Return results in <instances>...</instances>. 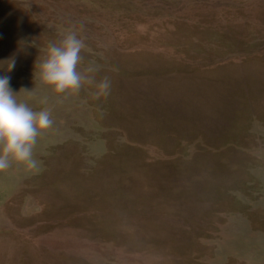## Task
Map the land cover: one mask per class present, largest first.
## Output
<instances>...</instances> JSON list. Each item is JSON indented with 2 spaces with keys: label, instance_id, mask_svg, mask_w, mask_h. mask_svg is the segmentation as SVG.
Here are the masks:
<instances>
[{
  "label": "rangeland",
  "instance_id": "rangeland-1",
  "mask_svg": "<svg viewBox=\"0 0 264 264\" xmlns=\"http://www.w3.org/2000/svg\"><path fill=\"white\" fill-rule=\"evenodd\" d=\"M69 29L106 95L32 82ZM9 59L52 124L0 170V264H264V0H0Z\"/></svg>",
  "mask_w": 264,
  "mask_h": 264
},
{
  "label": "clouds",
  "instance_id": "clouds-1",
  "mask_svg": "<svg viewBox=\"0 0 264 264\" xmlns=\"http://www.w3.org/2000/svg\"><path fill=\"white\" fill-rule=\"evenodd\" d=\"M30 45L36 47L32 41ZM84 47L83 39L70 29L58 40L49 41L39 62L36 57L33 61L32 82L35 80L49 91L65 96L79 93L84 84L95 86L97 95H106L110 82L106 77L95 81V67L90 65L78 70ZM6 61L7 64L0 67V73L13 69L14 59ZM9 79L8 75L0 74V170L7 169L13 162L35 168L37 161L33 158V148L39 133L48 129L52 120L48 110L34 111L23 100L17 99L20 91L32 94V88L13 92Z\"/></svg>",
  "mask_w": 264,
  "mask_h": 264
}]
</instances>
